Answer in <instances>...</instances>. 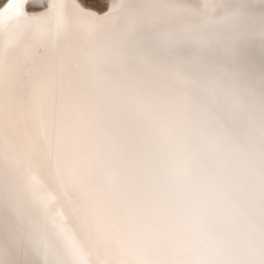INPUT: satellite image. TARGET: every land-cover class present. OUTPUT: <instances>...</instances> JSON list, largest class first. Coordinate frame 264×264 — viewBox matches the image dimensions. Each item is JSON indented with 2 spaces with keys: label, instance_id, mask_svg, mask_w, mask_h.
Here are the masks:
<instances>
[{
  "label": "snow or ice",
  "instance_id": "1",
  "mask_svg": "<svg viewBox=\"0 0 264 264\" xmlns=\"http://www.w3.org/2000/svg\"><path fill=\"white\" fill-rule=\"evenodd\" d=\"M0 264H264V0H2Z\"/></svg>",
  "mask_w": 264,
  "mask_h": 264
},
{
  "label": "bare ground",
  "instance_id": "2",
  "mask_svg": "<svg viewBox=\"0 0 264 264\" xmlns=\"http://www.w3.org/2000/svg\"><path fill=\"white\" fill-rule=\"evenodd\" d=\"M0 2H2V0H0ZM88 7H90V8H96L98 11H103L104 9H101V8H99V7H96V6H94V5H91V4H89L88 3V5H87ZM30 11H32L33 9H29Z\"/></svg>",
  "mask_w": 264,
  "mask_h": 264
},
{
  "label": "rangeland",
  "instance_id": "3",
  "mask_svg": "<svg viewBox=\"0 0 264 264\" xmlns=\"http://www.w3.org/2000/svg\"><path fill=\"white\" fill-rule=\"evenodd\" d=\"M89 4L94 5L96 7H99L101 9H104V5L103 4H97V3H89Z\"/></svg>",
  "mask_w": 264,
  "mask_h": 264
}]
</instances>
